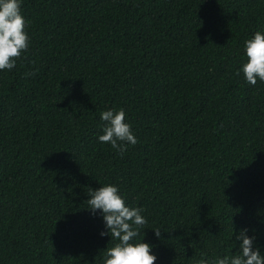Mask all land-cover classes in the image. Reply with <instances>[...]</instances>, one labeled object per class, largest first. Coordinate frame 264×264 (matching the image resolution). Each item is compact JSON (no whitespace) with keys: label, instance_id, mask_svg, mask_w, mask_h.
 <instances>
[{"label":"trees","instance_id":"16d2710c","mask_svg":"<svg viewBox=\"0 0 264 264\" xmlns=\"http://www.w3.org/2000/svg\"><path fill=\"white\" fill-rule=\"evenodd\" d=\"M21 11L29 47L0 71V264H102L114 242L87 208L100 183L143 207L154 264L231 255L245 226L264 252V81L239 71L264 0H23ZM109 108L137 137L123 153L98 140Z\"/></svg>","mask_w":264,"mask_h":264},{"label":"clouds","instance_id":"9594fccd","mask_svg":"<svg viewBox=\"0 0 264 264\" xmlns=\"http://www.w3.org/2000/svg\"><path fill=\"white\" fill-rule=\"evenodd\" d=\"M22 2L0 0V71L13 69L16 58L29 47L30 36L21 11ZM243 55L246 60L240 65L239 71L243 72L245 81L250 85H255L258 80L264 81V29L255 31L244 40ZM126 115L123 108H109L100 112V120L105 123L98 140L110 144L117 153H123L129 145L137 143ZM87 194V208L92 213L99 210L104 221V230L100 235H108L110 241L114 242L104 249L102 264H154L157 256L152 250L153 245L141 238L140 233L141 227L147 223V218L142 214L143 207L126 203V198L113 183H100L97 188L89 187ZM151 229L157 238L161 237L160 228ZM233 241L236 247L231 255L201 259L196 264H264V252L256 243L255 229L249 235L248 227L240 228L235 231Z\"/></svg>","mask_w":264,"mask_h":264}]
</instances>
